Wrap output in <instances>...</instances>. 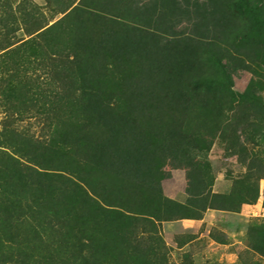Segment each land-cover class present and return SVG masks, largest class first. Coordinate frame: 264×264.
<instances>
[{
  "label": "trees",
  "instance_id": "1",
  "mask_svg": "<svg viewBox=\"0 0 264 264\" xmlns=\"http://www.w3.org/2000/svg\"><path fill=\"white\" fill-rule=\"evenodd\" d=\"M58 12L0 45V264H165L146 226L258 195L264 163L247 145L264 136V0H70ZM234 65L253 87L234 89ZM215 139L245 167L229 194L211 190L200 158ZM174 168L184 200L162 189Z\"/></svg>",
  "mask_w": 264,
  "mask_h": 264
},
{
  "label": "rangeland",
  "instance_id": "2",
  "mask_svg": "<svg viewBox=\"0 0 264 264\" xmlns=\"http://www.w3.org/2000/svg\"><path fill=\"white\" fill-rule=\"evenodd\" d=\"M68 1L70 0H0V15L3 16L0 23V45L9 39L12 44L8 48H15L24 40L34 37L62 15L58 10ZM12 14H15V19ZM6 49L0 50V53ZM25 61H28L26 72L34 73V57H26ZM11 66L13 64L9 65ZM233 68V83L237 92H243L247 85L253 87L251 79L257 76L238 65ZM0 69V76L4 75L1 66ZM258 71L264 82V65L258 67ZM2 81L3 79L0 80V126L4 115ZM172 89L173 93L182 92L180 74ZM260 95L262 101L257 114L264 121V88ZM173 109L175 107H171ZM247 149L264 163V136L255 144L248 143ZM200 158L206 162L204 169L212 179L213 192L229 194L246 184L245 167L235 154L224 150L217 139ZM169 172L170 176L162 181L164 194L184 200L185 170L174 168ZM257 183L258 195L252 202L235 200L231 209L207 208L200 218H176L156 222L155 227L146 226V236L150 233L159 238L157 242L150 241L149 245L163 248L165 264H264V177L259 178Z\"/></svg>",
  "mask_w": 264,
  "mask_h": 264
}]
</instances>
